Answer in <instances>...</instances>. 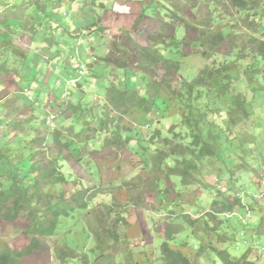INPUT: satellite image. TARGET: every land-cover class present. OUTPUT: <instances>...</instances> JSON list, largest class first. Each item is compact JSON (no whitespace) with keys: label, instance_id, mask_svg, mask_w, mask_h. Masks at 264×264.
<instances>
[{"label":"rangeland","instance_id":"374dc122","mask_svg":"<svg viewBox=\"0 0 264 264\" xmlns=\"http://www.w3.org/2000/svg\"><path fill=\"white\" fill-rule=\"evenodd\" d=\"M0 1L6 2L2 3L3 9H0V21H3V23L0 22V29L3 30V38L11 39L13 44L26 54L25 60L23 58L8 59L6 63L8 71L0 70V144L11 147L12 150L15 149L16 154L23 156L33 150L37 151L40 147L36 142H28L30 137L36 134L47 136L51 133L50 130L46 133L45 130L43 131L51 114L50 119L56 116V123L51 122L50 124L51 126L56 124L55 129H63L64 125H67L65 122L61 126L62 122L59 123L57 120L59 101L58 96L55 95L58 88L55 84L61 80L59 83L60 90L66 89L64 91L66 93L65 103L60 106L64 109L68 91L73 88L72 84L74 83L71 80H65L64 75L69 70L74 77H78L76 69L73 71L71 66H85L87 73L84 72L80 76V80H82L78 89L86 91V94L83 93L79 97L87 110L99 112L107 100L106 88L112 81H119L126 76L131 84L134 83L136 88L143 90L144 85L141 76L145 74L140 68V59L134 43L144 45L150 33L162 30L166 34H175L178 38H184L188 34L187 30L192 29L186 23L168 24L163 13L164 9H162L163 17L156 18L153 13L155 5L159 4L157 0H63L60 6L54 8L55 12L60 14V20L53 16L52 21L49 22L50 17L44 18L42 14L36 15L32 5L22 16L19 10L23 1L28 0ZM53 1L55 2V0ZM162 1L166 3V0ZM195 1L201 4V7L189 11L188 19L200 18L204 12V3L209 0ZM175 2L187 6L185 0H175ZM7 3L9 4L6 5ZM53 6H57V3ZM144 6L146 7L142 10ZM185 10L188 12L187 8ZM227 12L229 15L217 18L213 27L218 29L225 25L224 27H230L226 28L228 33L235 35L233 38L226 39L215 51H212L207 61L211 67L219 66L225 61L231 65L232 69H236L240 62L235 59V56L238 54L240 46L252 35L264 39V31L253 29L245 20L239 18L240 14L237 11L230 8ZM140 15L141 20L137 22ZM26 16L29 18L28 23H26L28 28L31 27L32 29L35 22H42V20L50 26L48 25L49 28L44 27V30H33V33H29L30 36L28 33H20L16 25L22 24L19 21L22 19L19 18ZM29 16L33 17L30 18ZM162 22L164 26H162ZM233 22L234 27L230 25ZM195 36V31L189 33V40H193ZM203 49V47L194 44L185 47L188 56L179 73L172 75L173 86L178 88L191 80L195 75L197 66L203 62L204 58L201 54ZM55 51H57L58 56L52 59L47 67L39 55L45 57L50 53H56ZM110 57L124 59L126 68L108 62L107 59H111ZM37 58H40L39 62H37ZM90 63L93 65L89 66ZM56 65L58 68L55 67ZM68 67L70 69H67ZM32 68H34L33 71ZM46 68H49L50 72L47 73ZM32 73L35 74L36 80L42 82L38 87H34L33 81L30 80ZM239 73L241 74V71ZM239 87H243V84H239ZM35 88H37L36 91ZM256 97L258 100L255 107L252 108L253 111L250 112V116L234 127L232 148L237 154L235 162L240 159L242 161V157H240L242 154L247 160H256L257 162L259 160L262 164L264 162V96L262 93H258ZM198 101H200L201 106H205V103L209 102V108L214 111L218 109L217 113L211 112L209 118L214 122V126L216 124L219 126L214 127L215 131L219 128L225 129L224 119L227 117L228 107L223 103V99L204 97ZM54 114L55 116H53ZM161 114L157 115L156 112H151L139 124L127 115H123V121L126 123L128 121V126L132 128L128 134L136 133V138H138L128 146L107 148L103 146L106 133L104 130L96 128L94 131L91 129L87 130L86 133L84 132V139L89 134L88 139L90 140L81 145V157L77 160L68 159L62 169L69 180L68 183L56 184L54 190H63L66 192L65 197H68L69 194L83 188L84 185L79 183L80 180L85 182L87 186H93L94 189H101L106 186L107 188L108 186L115 188H112L111 192L99 193L93 198L94 207H91V204L88 209H76L69 217H61L55 233L41 237L40 251L33 254L27 260V264H83L80 259H78V263L74 259H67L64 262L56 259L55 250L64 244L75 247L78 255L87 253L90 261H92L91 264H149L148 259L153 264L158 263L157 246L162 240L166 223L182 226V231L176 235L175 242L187 240L194 243L191 238V227L186 225L187 223L180 215L182 211L184 213L191 212L197 216H202V218L207 217L210 224L216 225L220 233L232 232L233 238L226 244L232 255L239 256L248 247H252V256L257 258L259 264H264V188L260 190L263 210L256 203H253L254 207L258 208L248 211L245 216L243 214H229L214 218V216L207 215L204 210H200L199 207L196 208L195 204L189 203L187 200L184 201L185 196L187 197L184 193L186 190L178 184L173 191L177 190L183 194L176 196L172 191L173 193H168L166 197V181L162 173L163 170L160 172L152 170L149 175L147 170L143 169L145 167L140 158L142 155L141 146L145 147L152 156L160 141L159 138L152 139L151 137L156 130H160L161 135H171L169 130L183 133L185 131L179 114L173 116L166 115V113V116ZM80 116L83 117V114ZM28 117L31 118L29 123L26 122L28 128L25 127V134H27L28 139L24 140L18 132L12 130L10 122L12 120L23 121L24 118ZM93 122L89 124L91 128L98 124L95 120ZM75 124V127L78 128V122L75 121ZM68 128H66L65 134H71L73 137V133H68L71 130ZM95 131L97 133L93 135ZM92 135L94 140H91ZM49 141L47 143L51 144ZM132 147L135 148L132 149ZM66 152L63 151L61 156ZM53 155H55V151L48 154V156ZM42 156L39 154L35 158L41 161ZM223 157L229 158L227 153H222L220 158ZM119 166L121 169L118 168ZM236 173L237 176L239 175L241 179H244V186H249L251 180L253 182L257 179L256 174L249 168L239 169ZM139 176L143 180L141 181L140 178L138 185H134L131 189L124 186V181H130L139 178ZM228 176L229 173L225 164L221 163L220 159L209 158L202 163L200 178L210 186L225 190ZM153 180L157 182L154 183L153 189L150 191L148 186ZM201 188L207 190L202 184L198 190L193 189V187L191 190L194 194L196 192V203L201 199L202 205L208 209L210 199L214 196V190L208 194H206L207 191L202 190L206 194V199L200 193ZM47 189L48 187L45 186L44 190ZM240 194L245 195L243 190L240 191ZM136 200H138L137 203ZM54 201L55 199H52V202ZM114 201L122 209L128 210L123 214L119 211L110 212V209L106 208L105 205L113 204L115 206ZM38 207L41 208V205ZM129 212H131L130 215ZM250 213L252 216L248 218ZM121 215L123 217L128 216L130 220L128 226L117 220ZM98 224L101 225L103 231L107 230L108 226L118 234V239H109V247L102 249V251L97 249L95 245L94 231L97 230ZM26 226L23 219L0 223V246L1 243H7L16 249L25 246L30 239V236L24 232ZM211 238L215 240V237ZM100 254L108 256V258L97 259L96 257ZM202 258L205 264H211L207 252L202 255ZM214 259H216L215 264H222L216 257ZM201 263L198 262V264Z\"/></svg>","mask_w":264,"mask_h":264},{"label":"trees","instance_id":"16d2710c","mask_svg":"<svg viewBox=\"0 0 264 264\" xmlns=\"http://www.w3.org/2000/svg\"><path fill=\"white\" fill-rule=\"evenodd\" d=\"M62 2L63 0H55V2L53 0L23 1L19 12L24 16V12H27V9L32 5L36 15L42 14L44 18L50 17L48 22L52 21L53 16L60 20V14L56 13L54 8L60 6ZM185 2L186 7L177 4L175 0H166V3L157 0L159 4L155 5L153 13L156 18H162V9H164L163 13L168 24L186 23V25H190L192 29L187 30L188 34L184 38H178L175 34H166L162 30L150 33L144 45L134 43L140 59V68L145 74L141 76L144 85L143 90L136 88L134 83L131 84L126 76L119 81H112L106 88L107 100L99 112L87 110L81 103L79 95L77 96L78 91L75 94L69 92L62 112H71L70 114L73 116L71 122L67 125L62 122L60 125H64L63 129L58 128L52 131L47 125L43 129L45 133L51 131L47 136L35 133V136L28 139L27 134H25V127L28 128L27 123L31 121L30 117L24 118L23 121L12 120L10 122L12 130L18 132L24 140L28 139V142L38 143L40 147L37 149L39 152L33 150L23 156L16 154L15 149L12 150L11 147L0 144V223L23 219L27 225L24 232L30 236L29 242L20 249L12 248L7 243H1L0 264H27V260L37 251H40L41 237L55 233L61 217H69L76 209L90 208L92 199L99 193L111 192V189L115 188L113 186L107 188L106 186L105 188L94 189L93 186H87L85 182L80 180L79 183L84 185L83 188L69 194L68 197H65V191L54 190L56 184L68 183L69 180L62 171L63 166L68 162V159L77 160L81 157V145L90 140L88 139L89 134L85 139L83 137L87 130L92 129L94 131L96 128L104 130L106 133L103 146L107 148L128 146L138 140L136 133L128 134L132 128L128 126V121L127 123L123 121V115H127L139 124L151 112H156L157 115L160 113L165 115L166 113L170 116L179 114L185 130L184 133L169 130L171 135H161L160 130H156L151 137L152 139L159 138L160 141L152 156L145 147L141 146L142 155L140 158L145 167L143 169L147 170L149 175L152 170L158 172L163 170L162 173L166 181V197L168 193L173 192L176 196L182 195V192L173 191L176 186L180 185L186 190L184 193L187 197L185 196L184 201L187 200L189 203L195 204L196 208L199 207L200 210H204L207 215L214 216V218L229 214H243L245 216L248 211L258 207L263 210L260 190L264 188V162L262 164L259 160L258 162L247 160L242 156L243 154L240 156L242 161L239 158L240 160L235 162L237 154L232 148V135L234 134V127L250 116V112L253 111L252 108L255 107L258 100L257 94L262 93L264 96V39L252 35L240 46L238 54L235 56V59L240 62L236 69H232L231 65L225 61L219 66L211 67L207 60L212 51H215L226 39L233 38L235 35H230L226 29L230 27H224L225 25L215 29L213 25L216 19L225 15L228 16L227 11L231 8L237 11L240 14L239 18L245 20L253 29L264 31V0H209L204 3L202 16L200 18L192 17V19H188L187 14L192 9L197 10L201 4L195 0H185ZM2 3L6 2L0 1V9H3ZM55 3L57 6H53ZM186 8L188 12L185 10ZM29 17L32 18L33 16ZM27 18V16L19 18L22 19L19 20L22 24H17L16 28L20 30V33H28L30 36L29 33H33V30H44L50 26L42 20V22H35L32 29L31 27L28 28L26 23H28L29 18ZM140 20L141 15L137 18V22ZM0 22L3 23V21ZM230 25L234 27L235 24L233 22ZM162 26H164L163 22ZM193 31H195L196 36L190 41L189 33ZM2 32L3 30L0 29V70L8 71L6 66L8 59L23 58L25 60L26 54L15 46L11 39L3 38ZM192 44L204 48L201 52L204 58L203 62L197 66L195 75L191 80L177 88L172 84V75L181 70L188 56L185 47H190ZM55 52L45 57L39 55L47 67L49 62L58 56L57 51ZM37 59L39 62L40 58ZM107 61L126 68L124 59L111 58ZM88 65H93V63ZM78 67L76 66V71ZM46 69L47 73L50 72L49 68ZM33 70L34 68H32ZM85 73H87L86 69ZM113 78L115 77L113 76ZM30 80L33 83L38 82L34 73H32ZM239 84H243V87H239ZM80 85V81L73 84L74 87ZM204 97L223 99V103L227 105V117L224 119L225 129L214 130V127L219 126L217 124L214 126L215 124L209 118V114L211 112L217 113L218 109L214 111L209 108V102H206L205 106H201L198 100ZM64 103V98H62L59 106L64 105ZM81 114L83 117H80ZM94 120L98 124L91 128L89 124ZM75 121L78 122V128L75 127ZM67 127L71 129L68 130V133H73V137L71 134H65ZM96 133L95 131L93 135ZM93 135L91 140H94ZM48 140L51 144L47 143ZM134 148L132 147V149ZM53 151H55V155L48 156L49 152ZM63 151L67 152L61 156ZM222 153H227L229 158H220ZM39 154L43 155L41 161L35 158ZM209 158L220 159V162L225 164L229 173L225 190L214 188L200 178L202 163ZM118 168L121 169V166ZM242 168H249L256 174L257 179L253 182L251 180L249 186H244V179L236 175V172ZM140 178L142 181L140 176L130 181H124V186L131 189L140 183ZM169 181L170 184H168ZM156 182V180L150 182L148 186L150 191ZM201 184L207 188V190L201 188L200 192L205 198L206 194L214 190V196L210 199L208 209L202 205L201 199L196 203V192L194 194L191 190V187L198 190ZM45 186L48 187L47 190H44ZM202 190L207 191L206 194ZM241 190L244 191V196L240 194ZM52 199L55 201L52 202ZM137 202L138 200H136ZM253 203H256L258 207H254ZM114 204L115 206L106 204L105 207L110 209V212L119 211L122 214L128 210L122 209L116 201ZM38 205H41L43 209L39 208ZM91 207L94 205L92 204ZM128 214L130 215L131 212ZM180 215L187 223L186 225L191 227V238L194 243L187 240L175 242V237L182 231V226L166 223L162 240L157 246L159 262L155 264H198V262L205 264L202 255L206 252L211 259V264L216 263L215 257L222 264H259L257 258L251 254L252 247H248L239 256H234L229 252L226 244L233 238L232 232L220 233L216 225L210 224L207 217L202 218V216H197L191 212L184 213L183 211ZM251 216L250 213L248 218ZM117 220L126 226L130 224L128 216L123 217L121 215ZM94 233L96 248L101 251L109 247V239H118V234L108 226L107 230L103 231L101 225L98 224ZM204 235L209 237L205 238ZM211 237H215V240ZM77 253L75 247L64 244L55 250V257L62 262L67 259H74L78 263V259H80L83 264H91L92 261H90L87 253L82 255ZM96 258H108V256L100 254ZM148 262L153 264L149 259Z\"/></svg>","mask_w":264,"mask_h":264},{"label":"crops","instance_id":"0c3cea01","mask_svg":"<svg viewBox=\"0 0 264 264\" xmlns=\"http://www.w3.org/2000/svg\"><path fill=\"white\" fill-rule=\"evenodd\" d=\"M52 65V64H51ZM79 65V64H78ZM56 68H58V66L56 65L55 66ZM75 68H76V65H74V66H71V69L74 71L75 70ZM67 69H70L69 67L67 68ZM72 77H74V75H73V73L71 72V71H69V70H67V73L64 75V79L65 80H70ZM82 80V79H81ZM81 80H80V82H81ZM38 82H36V83H32L33 85H34V87H38L39 85H41V81H39V80H37ZM61 82V80H59V81H57L56 82V87H58L57 89H56V96H58V101L60 102V100H61V95L63 94V92L66 90V89H63V90H60L61 88H60V83ZM63 83V82H62ZM33 87V86H32ZM71 87H72V85H71ZM54 89V88H53ZM37 90V88H35V91ZM77 91L79 92V93H77ZM70 93H77V96L79 95H81V94H86L85 92L86 91H81L80 89H78V87H74L73 86V88L72 89H70V91H69ZM81 100V99H80ZM82 103V102H81ZM62 108L58 105V111H59V114H57V120H58V122L60 123V122H63V123H69L70 122V120H71V117H73V116H71V112L69 113V111L68 112H62ZM70 114V115H69ZM69 115V116H68ZM81 117V116H80ZM66 125V124H65Z\"/></svg>","mask_w":264,"mask_h":264},{"label":"built area","instance_id":"2783aa9c","mask_svg":"<svg viewBox=\"0 0 264 264\" xmlns=\"http://www.w3.org/2000/svg\"><path fill=\"white\" fill-rule=\"evenodd\" d=\"M85 69H86V68H85L84 65H80L79 68H78V70H77L78 77H77L76 79H72L71 81H72V82H75L80 76H82V75L84 74ZM50 116H52V114H51ZM50 116H49V119H47V124H48V126H49L50 128H53L55 125H54V126H51L50 124H51V122H54V121H53L54 117H52V119H50ZM53 116H54V115H53Z\"/></svg>","mask_w":264,"mask_h":264},{"label":"clouds","instance_id":"9594fccd","mask_svg":"<svg viewBox=\"0 0 264 264\" xmlns=\"http://www.w3.org/2000/svg\"><path fill=\"white\" fill-rule=\"evenodd\" d=\"M79 66H80V65H79ZM76 78H77V77H72L70 80H72V79H76ZM77 81H80V77H79L74 83H73V82H72V83L75 84ZM72 83H71V84H72ZM73 84H72V85H73ZM68 93H69V91H68ZM65 94H66V93L63 92V94L61 95V99L64 98V101H65V99H66ZM54 116H55V114H54ZM53 121H54V123H56V116L54 117ZM47 125H48V124H47ZM55 127H56V124H55V126H54L53 128H50V130H51V131L54 130Z\"/></svg>","mask_w":264,"mask_h":264},{"label":"bare ground","instance_id":"6f19581e","mask_svg":"<svg viewBox=\"0 0 264 264\" xmlns=\"http://www.w3.org/2000/svg\"><path fill=\"white\" fill-rule=\"evenodd\" d=\"M102 94V93H101ZM147 139V138H146ZM201 183V182H200ZM86 202V201H85ZM89 202V201H88ZM77 204V203H76ZM95 234V233H94ZM101 244V243H100Z\"/></svg>","mask_w":264,"mask_h":264}]
</instances>
